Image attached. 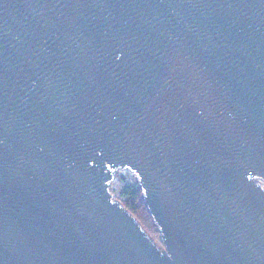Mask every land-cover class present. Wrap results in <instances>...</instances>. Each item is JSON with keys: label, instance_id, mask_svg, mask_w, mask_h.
<instances>
[{"label": "water", "instance_id": "obj_1", "mask_svg": "<svg viewBox=\"0 0 264 264\" xmlns=\"http://www.w3.org/2000/svg\"><path fill=\"white\" fill-rule=\"evenodd\" d=\"M0 264H264V0H0Z\"/></svg>", "mask_w": 264, "mask_h": 264}, {"label": "trees", "instance_id": "obj_2", "mask_svg": "<svg viewBox=\"0 0 264 264\" xmlns=\"http://www.w3.org/2000/svg\"><path fill=\"white\" fill-rule=\"evenodd\" d=\"M120 194H122L121 201L123 205L127 207L131 214L136 216L140 224L147 231L148 227L145 225V221L142 218V214L145 213L146 215H148L149 219L151 220V225L153 218L151 214H149L146 204H144L139 184L134 182L125 183L121 188Z\"/></svg>", "mask_w": 264, "mask_h": 264}, {"label": "rangeland", "instance_id": "obj_3", "mask_svg": "<svg viewBox=\"0 0 264 264\" xmlns=\"http://www.w3.org/2000/svg\"><path fill=\"white\" fill-rule=\"evenodd\" d=\"M129 182L137 183L136 177L132 173L123 170H120V172H118L117 177L112 182L111 192L115 196V198L118 199L119 201H121L122 198V194H120L121 188L125 183H129ZM142 215H143L142 218L145 221V225L148 227L147 233L149 234V236H151L154 239V241L158 244V246H160L163 250H165V247L161 244L159 240V235L156 226L153 223V219L151 225V220L149 219L148 215H146L145 213H143Z\"/></svg>", "mask_w": 264, "mask_h": 264}]
</instances>
